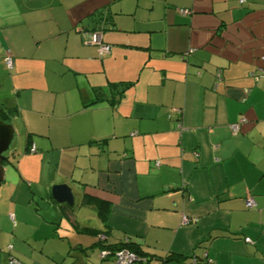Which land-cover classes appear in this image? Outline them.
<instances>
[{
	"label": "crops",
	"instance_id": "1",
	"mask_svg": "<svg viewBox=\"0 0 264 264\" xmlns=\"http://www.w3.org/2000/svg\"><path fill=\"white\" fill-rule=\"evenodd\" d=\"M6 52L20 136L0 216L23 264H118L102 245L125 240L151 258L131 264H264V0H0ZM34 184L57 209L42 222L22 211Z\"/></svg>",
	"mask_w": 264,
	"mask_h": 264
},
{
	"label": "rangeland",
	"instance_id": "2",
	"mask_svg": "<svg viewBox=\"0 0 264 264\" xmlns=\"http://www.w3.org/2000/svg\"><path fill=\"white\" fill-rule=\"evenodd\" d=\"M126 34L132 35L134 33L128 32ZM57 77V76H56ZM61 78V75H60ZM14 83H15V87H16V80H12L11 79V72L9 70V68L6 67L4 61L2 62V64L0 63V100H4L6 97H9L11 100L14 99L15 93L16 91H14ZM14 137L12 140V143L17 142V140L19 139L18 137L19 135V129L17 126H14ZM7 151H5L6 153ZM32 154V153H30ZM16 155V154H15ZM18 157V156H16ZM42 175L41 172L37 173L35 175V178L37 179L36 181H38L39 179H41ZM24 184L26 185V183L24 182ZM34 192H36L34 199H32L31 203L28 206H25L22 208V211L24 213V216L30 221V222H35L36 220H38L39 222H42L43 217L42 216H46L51 214V209L53 210H57L54 209V205L52 203H50L47 200H44L43 198H40L37 193H40V191H44V188L42 187H38L36 186V184H34L33 188ZM49 192H51V186L49 188ZM10 203L9 201V196H3L0 197V209H6L8 207V204ZM51 208V209H50ZM47 219V224H51L48 221V218H44V220ZM61 219L60 214L57 212L56 214V218L55 221L58 222ZM67 220V216L63 215L62 216V222ZM55 222V223H56ZM12 221L8 222V224H5V227L2 223V219L0 216V264H7V255H6V246L9 243H13L14 239L12 236V229L14 228V226L12 225ZM28 230H30V228H28ZM60 230H62V228L60 227ZM34 244V252H38L39 253V247L41 245L46 244V240L42 239V243L40 244L39 242H35L34 240L31 239H23V243L25 244V248H27V250L30 248V246L28 245H32L30 243ZM53 242H57L55 244L59 245L58 240L53 241Z\"/></svg>",
	"mask_w": 264,
	"mask_h": 264
},
{
	"label": "built area",
	"instance_id": "3",
	"mask_svg": "<svg viewBox=\"0 0 264 264\" xmlns=\"http://www.w3.org/2000/svg\"><path fill=\"white\" fill-rule=\"evenodd\" d=\"M240 3L243 2V0H239ZM181 13H186L187 9L182 8L180 9ZM90 42H92L93 44H96L98 47V54L101 55L105 52H108L110 50V45L107 43H104L102 41V37H101V33L99 32H92L90 35ZM4 63L6 65L7 68H10L12 66V60L10 57L9 52H6V54L3 57ZM260 73H264V70L262 69L260 71ZM256 78V76H255ZM179 111V110H178ZM245 118L244 117H240L235 123H233L231 125V128L234 132H236L239 128V124L244 122ZM178 126L180 127V125L178 124ZM29 152H35V146L33 144H31L29 146L28 149ZM245 205L247 208H254L255 207V202L253 200V198H248L245 202ZM10 218L13 219V216L10 215ZM190 221V218L187 217L186 215H183L181 218V222L183 224H187ZM100 238L104 239L105 236H101ZM245 241H250L248 237H244ZM12 249V244L9 243L6 246V250L9 251ZM102 254L105 256L108 254V252L106 250L102 251ZM113 258L114 260L118 263V264H131V263H135L138 261V257L134 254V252H132L131 250L127 249V248H121L118 250L113 251ZM192 263H195V259H192ZM7 264H22L17 258L13 257V256H7ZM209 264H214L213 262H209Z\"/></svg>",
	"mask_w": 264,
	"mask_h": 264
},
{
	"label": "water",
	"instance_id": "4",
	"mask_svg": "<svg viewBox=\"0 0 264 264\" xmlns=\"http://www.w3.org/2000/svg\"><path fill=\"white\" fill-rule=\"evenodd\" d=\"M14 137V127L12 123L4 122L0 118V184L4 180V162H8V151ZM51 195L58 203H66L69 206L74 204L71 187L67 183L54 184L51 187Z\"/></svg>",
	"mask_w": 264,
	"mask_h": 264
},
{
	"label": "trees",
	"instance_id": "5",
	"mask_svg": "<svg viewBox=\"0 0 264 264\" xmlns=\"http://www.w3.org/2000/svg\"><path fill=\"white\" fill-rule=\"evenodd\" d=\"M129 83L130 82H126L125 87L127 85H129ZM102 92L104 93L103 89L97 90L96 93H95L96 98L93 99L89 103H84V105L86 106V105H89L91 103H94L97 100H101L100 98L98 99V96H102ZM119 93H122V91L121 92L119 91ZM119 93H118V97H119ZM111 104H114V103L111 102ZM16 111H17V108L15 106H7V105H5L3 103H0V118L4 122L10 123V119L13 117V115H15ZM94 203H97V201L94 202L91 198L86 197V196H83V198L81 199V202H80V204L84 205V206H91V205H94ZM98 205H99V203H98ZM98 213L102 217L104 216L101 213V210H99ZM97 242H99V240ZM102 246L106 247V248H109L110 251L112 250L111 253H113V251L121 249V248H127V249L131 250L132 252H134V254L138 257V261H140V262L141 261H147V260L151 259L149 256H147L145 253H143L140 250V247H139L138 244H136L135 242L130 241V240L121 241L118 244H114V245H102ZM6 255L7 256L8 255L9 256H13V257L17 258L22 263V261L13 254L12 249L9 250V251L6 250Z\"/></svg>",
	"mask_w": 264,
	"mask_h": 264
}]
</instances>
